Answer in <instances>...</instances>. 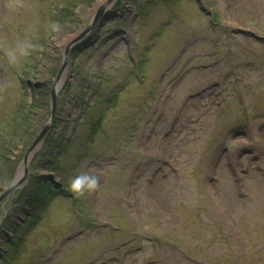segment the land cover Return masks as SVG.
Segmentation results:
<instances>
[{"label":"rangeland","instance_id":"1","mask_svg":"<svg viewBox=\"0 0 264 264\" xmlns=\"http://www.w3.org/2000/svg\"><path fill=\"white\" fill-rule=\"evenodd\" d=\"M78 37L28 167L64 191L0 202V264H264V0H0V193Z\"/></svg>","mask_w":264,"mask_h":264},{"label":"trees","instance_id":"2","mask_svg":"<svg viewBox=\"0 0 264 264\" xmlns=\"http://www.w3.org/2000/svg\"><path fill=\"white\" fill-rule=\"evenodd\" d=\"M20 109L21 108L18 106L15 107L16 118H20L22 121H24V123L27 126L29 124V119L27 118V116L24 113H22L23 111ZM33 134H35V132H32L29 137H32ZM36 135L33 136V139L36 137ZM49 135L50 134L46 135L44 137V139L42 140L39 150L35 153L34 159L37 160L40 157L41 158L44 157L43 159L46 158L45 163L50 164V165H48L49 169H50L54 163V159H52L50 156L52 154V152H57V153H60L61 155H65L67 153L68 149H65L64 151H63V149H60V145L56 142H52V140H50L48 137ZM14 141H15V139L13 137L12 138L10 137L9 139H6V137L0 139V166H2L4 162H8V160L6 158H7V155H9L10 151L5 152L4 149L6 146L9 147V143H11V142L13 143ZM5 167H6V165H5ZM14 168H15L14 162H12V165L10 166V168L9 167L3 168L4 170L2 169L0 171V177L2 176V179L0 178V182L2 184L5 185V184L9 183V181L11 180V177L14 173ZM51 169L53 171H56L55 166L52 167ZM2 172H3V174H1ZM25 186L22 189L14 191L11 195L17 196L16 199H14V202H17L16 205H17V208L19 210L23 211L24 207H28L30 209L29 212H33V207H34L33 205L36 202L37 195L42 191L46 192L47 189H48L47 192H49V191H51L52 188L50 187V185L48 183L41 180L37 175L34 176V174L32 176L28 177V180H27V183ZM44 188H45V190H43ZM54 192L61 193L59 191H54ZM25 211H26V209H25Z\"/></svg>","mask_w":264,"mask_h":264},{"label":"water","instance_id":"3","mask_svg":"<svg viewBox=\"0 0 264 264\" xmlns=\"http://www.w3.org/2000/svg\"><path fill=\"white\" fill-rule=\"evenodd\" d=\"M97 15H99V11H98ZM80 38L81 37H78V38L74 39L73 41H71V43L64 50V54H63V58H62V65H61V68H60L59 72L57 73V76L55 78V82L53 83V87H52V90H51V106H50V112H49L48 120L44 124V126L41 128V130L39 131L38 135L31 142L30 146L27 148L25 154L23 155L22 162H21V169L17 170V172L15 173V175H14L12 181L10 182V184L7 186V188H5L0 193V202L3 201L5 198H7L9 196V194H11L13 191L19 189L27 180V177H28V164H29V162L31 160V157L33 156L34 152L38 148L39 143L41 142L43 137L48 133V131L50 129V126H51V122H52V119H53V113H54V106H55V102H54L55 101V96H56V93H57L58 89L60 88V78H61V75L64 72L65 67H66V60H67L68 52L70 50H74L75 49V46L80 41ZM27 85L30 86V82L29 81L27 82ZM39 86H41V85H36L35 87L37 88ZM40 178L49 181L53 185V187L55 189H59L60 188V183L54 180V176L53 175L47 174V175H44V176H42Z\"/></svg>","mask_w":264,"mask_h":264},{"label":"clouds","instance_id":"4","mask_svg":"<svg viewBox=\"0 0 264 264\" xmlns=\"http://www.w3.org/2000/svg\"><path fill=\"white\" fill-rule=\"evenodd\" d=\"M53 27H57V25H53ZM98 187V177L88 171H82L74 175L69 183L70 190L76 195H83L86 192L95 191Z\"/></svg>","mask_w":264,"mask_h":264}]
</instances>
